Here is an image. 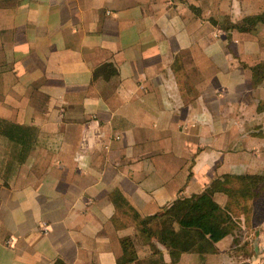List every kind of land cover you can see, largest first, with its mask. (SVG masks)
<instances>
[{"label":"crops","instance_id":"0c3cea01","mask_svg":"<svg viewBox=\"0 0 264 264\" xmlns=\"http://www.w3.org/2000/svg\"><path fill=\"white\" fill-rule=\"evenodd\" d=\"M252 16L264 0H0V119L36 130L11 169L0 136V264H116L122 237L125 264H169L126 207L264 174V23L226 26ZM239 220L172 264H264V217Z\"/></svg>","mask_w":264,"mask_h":264},{"label":"trees","instance_id":"16d2710c","mask_svg":"<svg viewBox=\"0 0 264 264\" xmlns=\"http://www.w3.org/2000/svg\"><path fill=\"white\" fill-rule=\"evenodd\" d=\"M258 23H264V17H244L229 23L227 28L250 31ZM35 135L36 130L32 126L0 119V136L10 143L5 165L11 169V165L21 163ZM214 193L225 197L223 206L213 199ZM113 200L118 201L116 198ZM255 202L264 203V174L224 173L213 178L201 193L176 197L161 211L147 217H139L128 207L125 210L131 214L138 237L148 246L150 255L158 252L157 243L165 249L169 264H172L184 252L213 253L215 242L239 230V217L243 218L245 225L249 222L258 224L264 217V204H253ZM116 205L124 206L121 202ZM119 244L121 254L116 257V264L138 260L129 237L120 238ZM56 264L64 263L56 260Z\"/></svg>","mask_w":264,"mask_h":264},{"label":"rangeland","instance_id":"374dc122","mask_svg":"<svg viewBox=\"0 0 264 264\" xmlns=\"http://www.w3.org/2000/svg\"><path fill=\"white\" fill-rule=\"evenodd\" d=\"M226 26H228V23L226 24ZM246 204H248V203H246ZM253 204H264L263 202H255V203H253ZM140 239V238H139ZM193 253H196V252H193ZM198 254V253H197Z\"/></svg>","mask_w":264,"mask_h":264},{"label":"built area","instance_id":"2783aa9c","mask_svg":"<svg viewBox=\"0 0 264 264\" xmlns=\"http://www.w3.org/2000/svg\"><path fill=\"white\" fill-rule=\"evenodd\" d=\"M43 231H45V228L43 227Z\"/></svg>","mask_w":264,"mask_h":264}]
</instances>
